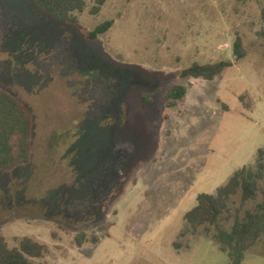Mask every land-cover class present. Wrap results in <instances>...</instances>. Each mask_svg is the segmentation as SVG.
Here are the masks:
<instances>
[{"label":"rangeland","instance_id":"rangeland-1","mask_svg":"<svg viewBox=\"0 0 264 264\" xmlns=\"http://www.w3.org/2000/svg\"><path fill=\"white\" fill-rule=\"evenodd\" d=\"M92 7L72 24L31 0H0V88L34 118L31 160L0 169V236L44 245L34 264H231L214 236L258 210L264 180L254 200L233 196L218 225L194 232L185 215L264 162V0ZM224 60L233 67L212 81L182 78ZM179 85L188 94L169 109ZM242 264H264V236Z\"/></svg>","mask_w":264,"mask_h":264},{"label":"trees","instance_id":"trees-1","mask_svg":"<svg viewBox=\"0 0 264 264\" xmlns=\"http://www.w3.org/2000/svg\"><path fill=\"white\" fill-rule=\"evenodd\" d=\"M110 0H31L40 10L48 13L60 23L78 22L76 13H82L89 2L93 4L92 15L101 12L102 7ZM264 21V11L262 13ZM113 21L105 22L88 34L95 40L101 34L107 33L113 26ZM234 55L237 60L246 56L243 41L237 38L234 44ZM233 63L224 60L216 63L198 64L182 72L183 79L214 80ZM185 86H175L166 94L167 107H175L187 95ZM124 110V109H123ZM125 124L124 112L119 116V125ZM34 118L30 110L11 94L0 88V169L11 170L32 158ZM264 150H259L262 158ZM264 180V162L259 159L257 169L245 167L230 178L229 182L220 187L215 195L201 194L198 204L186 213L185 219L192 231L203 225H218L219 218L229 212V201L239 192L242 194V205L254 200L259 190V182ZM264 236V191L263 201L256 212L247 213L244 220H236L230 231L218 228L214 236L223 252L229 255L231 264H242L245 253L257 245ZM86 236L80 234L77 243L82 246ZM96 241H98L96 239ZM46 247L31 238H23L18 248H10L6 239L0 236V264H34L31 259L42 258Z\"/></svg>","mask_w":264,"mask_h":264},{"label":"crops","instance_id":"crops-1","mask_svg":"<svg viewBox=\"0 0 264 264\" xmlns=\"http://www.w3.org/2000/svg\"><path fill=\"white\" fill-rule=\"evenodd\" d=\"M187 94H188V91H187ZM186 96H187V95H186ZM186 96H185V97H186ZM181 101H182V100H181ZM179 102H180V101H179ZM179 102H178V103H179ZM176 106H177V105H176ZM176 106H175V107H176ZM173 108H174V107H173ZM169 109H172V108H169ZM233 175H234V174H233ZM229 180H230V179H229ZM218 189H219V188H218ZM197 204H198V202H197ZM194 208H195V207H194Z\"/></svg>","mask_w":264,"mask_h":264}]
</instances>
